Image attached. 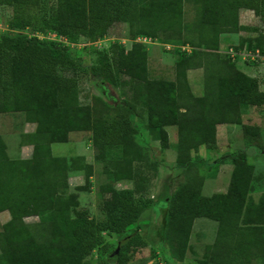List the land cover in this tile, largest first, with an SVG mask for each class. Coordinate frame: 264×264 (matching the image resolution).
<instances>
[{
	"label": "trees",
	"instance_id": "trees-1",
	"mask_svg": "<svg viewBox=\"0 0 264 264\" xmlns=\"http://www.w3.org/2000/svg\"><path fill=\"white\" fill-rule=\"evenodd\" d=\"M187 2L193 8L192 23L183 20ZM0 5L10 9L0 33V114L22 113L25 122L34 124L32 132L20 136L21 143L32 147L29 158L9 157L0 137V212L8 214L1 224L0 253L6 264H82L92 249L109 244L102 232L118 238V243L101 252L93 264H126L134 237L124 241L123 234L154 202L134 198L129 190L116 192L114 182L132 180L131 165L148 161L152 143L159 149L168 147L167 126L174 127L175 166L182 173V179L164 193L162 239L168 256L176 264L184 261L193 221L204 218L216 226L202 264H252L264 259V191L256 199L249 194L252 166L244 156L232 154L225 191L203 196L205 163L190 155L200 145L207 152L215 149L216 127L241 124V106L264 104L258 80L238 70L226 52L218 51L221 34L239 31L240 9L264 21V0H52L49 4L0 0ZM113 23L128 25L129 48L118 44L113 59L107 54L86 70L80 67L69 46L81 37L88 42L101 39ZM26 30L31 34L26 35ZM159 31L195 32V41L185 36L179 42L191 50L178 67L179 75L183 68H202L200 96L190 94L181 82L148 77L144 44L134 39L161 41ZM51 33L63 41L37 36ZM168 38L164 37L173 40ZM256 41L239 38L230 47L264 54V46ZM85 71L103 91L114 86L115 74L125 76L135 99L144 104V121L127 107L113 108V117L103 119L95 114L96 105L111 107L100 98L95 105L78 103L75 76ZM141 129L146 144L137 140ZM241 131L245 147L260 146L256 126L241 124ZM70 132L90 133L93 159L101 163L109 180L99 187L109 194L100 205L104 213L100 220L89 218L85 209L69 214L75 197L65 194L67 168L82 171L86 186L92 174L81 156L68 165L66 157L51 154L50 144L66 142ZM33 216L41 219L23 221Z\"/></svg>",
	"mask_w": 264,
	"mask_h": 264
},
{
	"label": "rangeland",
	"instance_id": "rangeland-1",
	"mask_svg": "<svg viewBox=\"0 0 264 264\" xmlns=\"http://www.w3.org/2000/svg\"><path fill=\"white\" fill-rule=\"evenodd\" d=\"M40 1L49 4L52 0ZM141 3L144 4V2ZM9 16V7L0 5V33L5 31L4 22ZM237 16L240 29L238 32L220 35V52H225L227 47L237 45L239 37L247 38L251 43L257 39L256 44L259 47H263L264 21L259 20L252 11L246 9H240ZM193 19L194 13L192 5L187 2L184 4L183 20L184 22L192 23ZM129 30L128 25L125 23H113L108 27L106 34L101 39L88 42L87 38H79L76 44L69 46V54L77 59L80 67L86 70L93 63H97L105 58L107 54H110L113 59L118 44L123 45L126 49L129 48L132 41ZM24 33L26 35L31 34L28 30L24 31ZM157 34V37H160L162 42L158 41V39H147L149 42L146 40V43H143L146 54L150 57L148 61V70L150 71L148 77L153 78V76L155 77V75L160 74V76L166 78L170 76L168 71L172 69L173 62L183 61L186 56L185 54L191 50L188 45H181L179 42L185 36L195 41V32L191 31L187 33L184 31L182 34L172 35L159 31ZM164 37H169L168 39L173 40L168 42ZM56 40L63 41V39L58 38ZM179 46L187 47L189 51L187 52L185 49L181 50ZM155 54L161 56L158 59L154 58V65L151 62V57L155 56ZM235 66L238 70H240V66L251 67L252 71H254L252 76L258 80L259 89L264 91V62L256 63L240 59L235 63ZM155 70L160 73L154 74ZM179 76L182 79V75ZM75 78V93L78 103L93 104L94 102L95 105L97 98H100L105 102V105L107 104L108 107H111L106 108L103 105H96L95 114L99 113L103 119L113 117V108L127 107L138 115L141 122L144 121V104L135 99L130 85L125 84L127 80L125 76L115 74L111 78L114 86H108L109 88L106 91H103L96 81L90 78L86 71L77 72ZM191 81L193 93L199 94L202 86L201 76L197 77V79L192 77ZM183 87L186 86L183 84ZM188 90L192 94V90ZM109 100H113L114 104H111ZM239 115L241 124L254 125L258 128L260 146L245 147L243 145L241 124L218 125L216 127V129L219 128V131L216 134L217 142L215 149L211 150L207 155H202V160L205 163L201 170L202 177L203 179L205 178L202 180L204 182L202 195H208L210 192H214L213 190L217 188V184L223 187L224 183L228 181L229 171L232 166L230 156L235 153L244 156L246 162L252 166L253 181L250 196L256 199L261 191L264 190V151H261V148H264V104L258 107L241 106ZM130 119L135 121V115H131ZM33 127V124L24 121L22 113L0 114V134L3 136L7 145L6 152L9 157L17 156L18 145L21 143L19 134L29 133L33 130ZM166 129L169 133L170 141L173 142L175 140L174 128L167 127ZM145 137V131L141 129L140 137H137V140L141 144H146ZM25 146L19 150L27 149L26 154L29 156L31 146H27V144ZM149 146L151 157L148 161H138L131 165L132 180H119L114 182L116 192L129 190L134 198H148L154 202V204L146 207L142 211L138 220L123 234L126 237L124 241L134 237L129 241L126 264H176L168 256L166 245L162 239V233L164 231L162 219L163 209L166 205L164 193L173 183L182 179V173L181 169L175 166V145L170 147V149H159L156 143H152ZM200 151L202 154V150ZM50 152L54 156L66 157L68 165H70L71 160L75 156L83 157L85 163L91 165L92 174L89 177L88 186L84 184L82 171L76 172L70 167L66 170L67 188L65 194H72L75 197V206L70 208L69 214L72 215V211L75 210L85 209L89 218L95 220L102 219L104 213L100 205L105 198H108L109 194L101 192L99 187L106 184L109 180L102 172L101 163L93 159L95 151L91 145L90 133L70 132L66 142L51 143ZM192 155L194 156L195 154L192 153ZM216 159L220 160L216 161ZM215 177H218L219 180H216L217 178ZM77 187H80V189H77ZM215 191L218 190L215 189ZM7 219V212H0V230L1 224ZM40 219V217L33 216L24 218L23 221L30 224ZM215 225V222L208 219H194L187 240L185 258L181 264L205 263L207 247L213 240ZM102 235L104 240L108 241L109 244L103 243L100 247L92 249L90 254L82 260V264H93L101 252L105 251L108 247H115L117 245L118 238L107 236L104 232H102ZM0 264H6L1 253ZM252 264H264V259L255 261Z\"/></svg>",
	"mask_w": 264,
	"mask_h": 264
},
{
	"label": "crops",
	"instance_id": "crops-1",
	"mask_svg": "<svg viewBox=\"0 0 264 264\" xmlns=\"http://www.w3.org/2000/svg\"><path fill=\"white\" fill-rule=\"evenodd\" d=\"M225 34H228V33H225ZM239 38H241V37H239ZM239 40V39H238ZM219 45H221V43H220V41H219V44H218V51H221L220 49H219ZM161 55H156L155 54V56H152L151 57V62H152V64H154L155 65V59L154 58H159ZM149 55L147 54V56H146V66H147V74L149 75V68H148V61H149ZM179 64H178V61H176V62H173V65H172V69H169V73H170V76L169 77H166V78H163V76H160V72H158L157 70H155V73L154 74H159V75H155V77L153 76V78H155V79H160V78H163V79H168V80H172V81H174L176 84H178L179 82H181L182 84H184L188 89H190V90H192L191 89V84H192V81H191V78L193 77V78H195V79H197V77H200L201 76V81L203 80V70H202V68L201 67H198V68H190V69H182V71H183V73H182V79L180 78L179 79V74H178V72H179ZM240 70H241V72H243V73H245V74H247L248 76H251V77H254V76H252V74H254V71H252V69H251V67H249V66H240V68H239ZM256 78V77H255ZM184 82V83H183ZM264 90V89H263ZM201 92H199V94L197 93H193V90L191 91V93H192V95H194V96H200L201 95V93H202V86H201V90H200ZM1 114H6V113H1ZM26 123H29V124H33V123H30V122H26ZM34 125V124H33ZM223 125H232V124H222V125H220V126H223ZM224 126V127H225ZM167 127H173V126H167ZM167 127H165V130H166V132H167ZM223 127V128H224ZM34 128V127H33ZM174 128V127H173ZM223 128H221V129H223ZM33 131V130H32ZM31 131V132H32ZM218 131H219V128L218 129H216V134L218 133ZM30 133V132H29ZM174 133H175V131H174ZM23 134H25V133H21V134H19V136H21V135H23ZM167 136H168V149H170V147H173L174 145H175V143H176V135H175V137H174V139L175 140H173V142H171L170 141V137H169V133L167 132ZM0 137L3 139V136L0 134ZM3 141H4V139H3ZM5 142V141H4ZM216 142H217V140H216ZM5 145H6V143H5ZM26 144H24V143H20L19 145H18V151H17V156H16V158H29L30 157V155L28 156L27 154H26V150L27 149H25V150H22L21 149V151L19 150L20 148H24V147H26L25 146ZM27 146H31L30 144H27ZM166 149V148H165ZM31 150H32V147H31ZM200 150H202V154H201V151ZM6 151H7V145H6ZM192 153H194V154H196L197 156H199L201 159H203V157H202V155L204 154V155H207L208 153H210V152H207V151H205V149L203 148V146H198L197 147V149H196V151H191ZM190 152V155L191 156H193L192 155V153ZM19 153V154H18ZM26 155H25V154ZM31 154V153H30ZM15 158V157H14ZM221 159V158H220ZM220 159H218V160H220ZM219 171V170H218ZM230 171H231V168H230ZM230 171H229V175H230ZM215 178H217L216 180H219L218 179V177H215ZM205 179V178H204ZM203 179V180H204ZM228 180H229V178H228ZM220 183V182H219ZM221 184V183H220ZM227 184H228V181H226L225 183H224V185H223V187L221 186V185H219V184H217V188H215L216 190H218V191H215V189L213 190L214 192H210V194H212V193H216V192H224L225 191V189H226V187H227ZM252 184V183H251ZM203 185H204V182H202L201 183V186H200V193L202 194V187H203ZM216 187V186H215ZM264 191V190H263ZM263 191H261V192H263ZM210 194H208V195H203V196H209ZM250 194V193H249ZM197 219V218H196ZM216 226V225H215ZM214 231H215V229H214Z\"/></svg>",
	"mask_w": 264,
	"mask_h": 264
},
{
	"label": "built area",
	"instance_id": "built-area-1",
	"mask_svg": "<svg viewBox=\"0 0 264 264\" xmlns=\"http://www.w3.org/2000/svg\"><path fill=\"white\" fill-rule=\"evenodd\" d=\"M38 38H41V37H45V36H42V35H37ZM51 36V37H49ZM46 38H49V39H56L55 35L54 34H48L46 35ZM60 39V38H58ZM149 39V38H146V37H137L136 39H134V41H137V42H140V43H146V40ZM150 40V39H149ZM149 40H147V42H149ZM179 48L181 50H186L187 52L189 51L187 47H183V46H179ZM228 56L230 57L231 61H234L235 63L238 61V60H245V61H248V62H264V54H261L259 52L258 49H255L253 51H250V50H246V49H241V50H238V51H234L232 49V47H227L226 51H225ZM258 61V62H257Z\"/></svg>",
	"mask_w": 264,
	"mask_h": 264
}]
</instances>
